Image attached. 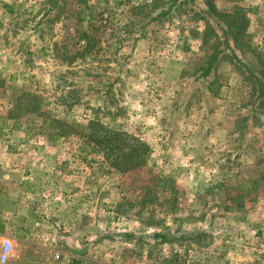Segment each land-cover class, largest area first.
Returning a JSON list of instances; mask_svg holds the SVG:
<instances>
[{
  "label": "rangeland",
  "instance_id": "1",
  "mask_svg": "<svg viewBox=\"0 0 264 264\" xmlns=\"http://www.w3.org/2000/svg\"><path fill=\"white\" fill-rule=\"evenodd\" d=\"M263 74L264 0H0L6 264H264ZM56 118L133 134L147 163L54 142Z\"/></svg>",
  "mask_w": 264,
  "mask_h": 264
},
{
  "label": "trees",
  "instance_id": "2",
  "mask_svg": "<svg viewBox=\"0 0 264 264\" xmlns=\"http://www.w3.org/2000/svg\"><path fill=\"white\" fill-rule=\"evenodd\" d=\"M213 10L215 9L213 8ZM210 28L213 30V27L209 24V22H207L206 28L202 34V38L205 41L207 40L206 43H208L209 40L207 36ZM81 34L82 35L80 38L86 40V45L83 50H79L74 55L73 60L76 58V56H83L85 54L94 55L97 52L94 48V44L96 43L97 39L94 27L93 29L83 30ZM218 44L219 43L217 42L213 45V52L206 57L202 66L200 67L202 76L210 75L211 72L217 68L219 54L221 53ZM253 77L254 78L251 82H261V90L263 91L261 96L264 98V82H262V79L258 76L253 75ZM53 121L57 125L62 124L64 126V128H62L58 133H53L52 136L54 142H59L61 139L69 138L73 135H78L81 137L85 136L87 141L93 142L94 144L98 145V147H102L103 149L114 150L117 148H127L128 155H126V157L129 159V165L132 169L141 167L147 163V154L150 152V146L144 140L133 134L111 129L107 125L101 123L98 119H91L86 125L80 123L70 124L57 118ZM56 124L55 128L57 127ZM83 129H87V132H84Z\"/></svg>",
  "mask_w": 264,
  "mask_h": 264
},
{
  "label": "built area",
  "instance_id": "3",
  "mask_svg": "<svg viewBox=\"0 0 264 264\" xmlns=\"http://www.w3.org/2000/svg\"><path fill=\"white\" fill-rule=\"evenodd\" d=\"M13 249V243L9 239H5L0 247V264H6L10 261V253Z\"/></svg>",
  "mask_w": 264,
  "mask_h": 264
}]
</instances>
